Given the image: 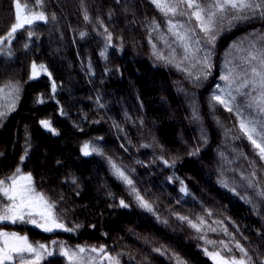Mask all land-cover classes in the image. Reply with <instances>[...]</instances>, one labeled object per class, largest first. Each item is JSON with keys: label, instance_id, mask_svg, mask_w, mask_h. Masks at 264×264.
<instances>
[{"label": "trees", "instance_id": "trees-1", "mask_svg": "<svg viewBox=\"0 0 264 264\" xmlns=\"http://www.w3.org/2000/svg\"><path fill=\"white\" fill-rule=\"evenodd\" d=\"M27 6L48 20L25 25L0 45V111L8 112L0 123V177L20 166L32 174L38 191L57 202L66 226L79 227L73 232H44L31 224L0 227L46 245L56 240L71 248L104 246L102 255L120 264H176L172 254L187 264H214L203 251L212 245L202 235L234 251L238 241L254 261H264V197L258 195L264 190V160L241 132L237 115L264 119L252 99L260 90L242 85L259 79L242 69L259 65L242 63L248 52L231 49L258 30L242 45L257 54L264 46L259 35L264 20L222 31L204 78L197 62L203 56L183 48L167 24L173 17L151 0H44L42 7L27 0ZM15 12V0H0V37L10 31ZM183 19L196 37H204L194 17ZM201 47L203 54V39ZM34 63L40 72L44 65L49 76L34 77ZM229 69L235 77L231 88L220 79ZM9 84L18 93L5 87ZM216 84L225 88V98L231 91L234 111L211 100L214 91L220 94ZM113 163L152 211L140 205ZM49 251L40 264H69L58 245Z\"/></svg>", "mask_w": 264, "mask_h": 264}, {"label": "snow or ice", "instance_id": "snow-or-ice-1", "mask_svg": "<svg viewBox=\"0 0 264 264\" xmlns=\"http://www.w3.org/2000/svg\"><path fill=\"white\" fill-rule=\"evenodd\" d=\"M31 2L39 7L43 6L44 0H31ZM164 15L171 14L172 17L177 15L192 17L198 21L197 27L204 33V37H195V29H188L184 34H181L178 28H183V25L173 23L171 19L167 21L169 30L173 35L177 36L182 42H184V48L186 51L192 49V43L195 44V52H201V40L203 39V45L206 50H203V58L198 60V63L203 64L205 71L202 73L206 78L210 73L206 71L212 67L210 63L212 55V47H214L217 37L222 31L229 30L234 27L236 23L244 22L252 19L259 18L264 20V0H151ZM27 13L25 14V9ZM14 23L11 24L10 31L4 37H0V45H3L5 40L9 43L14 37V34L24 29L25 25H32L36 20L47 21L48 16L43 11H37L34 7L27 6V0L24 5L21 4V0H15ZM187 9L192 11L189 13ZM54 18V16H53ZM87 15L85 19H87ZM227 21L228 28L224 27V22ZM159 27V25H157ZM190 31L193 35H188ZM257 31H253L249 36H256ZM28 35H32V31L28 30ZM260 39L264 40V33L259 34ZM249 36H245L240 42H234L231 45L233 50H243L248 52V55L244 58L242 63L251 64L252 61H257L259 67H251L250 69H242L247 77L249 72L252 76L258 77V82L252 79H245L242 81L244 87H248L250 84L254 85L253 90L258 88L260 90L259 98L252 97L253 101L257 104V107L261 113H264V46L260 50H257V54H253L250 49L242 48L243 42L248 40ZM111 35L109 34V40ZM192 41V43H188ZM251 48H255V44H251ZM188 57H184L187 59ZM231 61H229L230 63ZM183 63V60L181 61ZM40 69L47 72V68L44 65L39 66ZM179 67V65H177ZM187 71V69H183ZM33 76L37 74V65H32ZM191 75V73H189ZM200 76H196L193 80L194 86L198 87V81ZM221 80L229 81L227 85L231 88L235 83V77L232 76V70L229 69L228 73L220 77ZM54 86V85H53ZM5 87L11 88L13 92L19 91L18 86L11 84ZM215 89L220 94H216L214 91L211 100L223 105L229 112L234 111L231 106V102L235 100L231 91L226 93L225 88L220 84L215 85ZM4 91L0 88V92ZM251 107V105H249ZM15 104L9 106V110H14ZM8 115L7 111H0V123ZM237 115L241 116L239 128L241 132L246 136L247 140L258 150V155L261 160H264V119H247L244 118L243 113L237 111ZM198 118V117H197ZM45 128H51L49 121L41 122ZM55 131V129H52ZM259 141V142H258ZM84 154L89 155V145H84ZM96 151V149H93ZM21 163L25 159L21 158ZM167 163V161H166ZM115 169L116 175L126 182L130 186L131 191L135 193L136 199L140 202V205L149 211H152V205L140 195L139 191L133 186V181L121 170L115 163L112 164ZM255 175V173H253ZM259 196L264 197V190L258 193ZM251 203V201H249ZM57 202L51 200L47 194L42 191H38L35 185L34 178L31 173L25 174L20 166H17L14 171L8 175L0 177V225L4 224H31L44 232H53L55 230H62L65 232H73L79 225L74 227H68L63 222V216L56 211ZM120 205L128 207L123 200L120 201ZM211 215V213H209ZM180 220L188 221L192 228L198 232H202V228L199 224L193 223L188 220V217L179 216ZM201 223H203V218ZM215 231V229H211ZM227 234V229H224ZM205 244L212 245L213 250H209L207 247L203 248L204 253L214 262V264H264V261H254L253 257L249 255L248 250L241 245L238 241L235 242V249L230 246L229 243L220 241L217 242L208 239L206 236H201ZM52 245H58L59 254L66 257L69 264H99L100 259H107L109 264H120L118 258L105 255L103 258L88 256L85 257L84 253H105V247L101 246L99 249L96 247L86 248L84 246H77L75 248L63 246L60 242L53 240L50 245L40 243L38 241L33 242L29 240L27 235H21L16 231H7L3 227H0V264H40L45 258V255H52L49 249ZM155 251L165 254L167 249L157 248ZM174 255L176 264H187V262L179 255ZM239 256V258H237Z\"/></svg>", "mask_w": 264, "mask_h": 264}, {"label": "rangeland", "instance_id": "rangeland-1", "mask_svg": "<svg viewBox=\"0 0 264 264\" xmlns=\"http://www.w3.org/2000/svg\"><path fill=\"white\" fill-rule=\"evenodd\" d=\"M169 15H171V14H169ZM183 18H189V17L188 16H180V15H177V16L173 17V23H177L178 25H183L184 26L183 28H178V30H179V32L181 34H184L186 32V30H188V29H193L192 26L188 23V21L183 19ZM38 21L39 20H36L34 22H38ZM187 34L188 35H193V33L190 32V31H188ZM195 37H196V31H195V35H194L193 39H195ZM178 40H179L180 44L183 46L184 42H182L179 38H178ZM188 43H192V41H188ZM195 47H196L195 44L192 43V49L190 51H188V52L194 53L197 56L202 57L203 56L202 52H195ZM183 48H184V46H183ZM42 73L47 75V76H49L48 72H45V71H43V72L41 71L40 72L37 69V74L34 77H38L39 74H42ZM258 98H259V96H258ZM82 255H84L85 257H88L89 255L92 256V257H99V258H103L104 257V255H102V253H99V252H97V253L86 252V253H84ZM99 264H109V261L107 259H100L99 260Z\"/></svg>", "mask_w": 264, "mask_h": 264}]
</instances>
